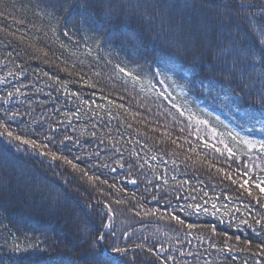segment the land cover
Returning a JSON list of instances; mask_svg holds the SVG:
<instances>
[{"label": "trees", "instance_id": "obj_1", "mask_svg": "<svg viewBox=\"0 0 264 264\" xmlns=\"http://www.w3.org/2000/svg\"><path fill=\"white\" fill-rule=\"evenodd\" d=\"M162 76L264 140V0H0V264H264V195L232 182L264 156L216 152Z\"/></svg>", "mask_w": 264, "mask_h": 264}, {"label": "snow or ice", "instance_id": "obj_2", "mask_svg": "<svg viewBox=\"0 0 264 264\" xmlns=\"http://www.w3.org/2000/svg\"><path fill=\"white\" fill-rule=\"evenodd\" d=\"M117 67L119 68V71L121 73H124L126 76L132 77L133 80L138 79L137 77L133 76V74L131 72H128L125 68H122V67H119V66H117ZM0 82H3V81H0ZM163 82L164 81L162 80L161 83H163ZM17 91H19V90H17ZM11 95H12V93L10 92L9 96H11ZM160 95L164 96V93H161ZM164 98L168 99L169 97L168 96H164ZM85 103H87V102L85 101ZM120 107H123V105H121ZM172 107L177 108V110L180 111L181 115L185 114V110L180 108V106H178L177 104L173 103ZM261 117H264V112H261ZM187 119L189 121L195 120V123L197 125H204V126L208 125V121L207 120L198 119V118H196L194 116V114H192L190 112H189V114L187 116ZM255 122L257 124H260L261 125V131H264V119L256 120ZM0 127H4L5 128V131L7 132L8 136H12L13 135V133L11 131H8L6 125H4L2 122H0ZM211 132L213 134V138H215L216 135H217L216 134V129L212 128ZM231 138L236 144L242 145L243 149L238 151V150L234 149L233 147H230L227 143H225L223 139H221L219 141V143H221L223 145L222 149L219 148V147H216L215 144L212 145V148L216 152L220 153L221 155H224L225 153H227V156H228L229 159H236L238 156H248L249 159L251 160V159H253V156L251 154L254 153V152H259L262 156H264V140L250 139L248 137L240 136L238 133L235 136H232ZM15 139L20 140L21 137L16 136ZM22 142L24 144L36 145V142L32 141V140L24 139V140H22ZM204 146L208 147V144H207L206 141L204 142ZM42 147L46 148L47 145L46 144L42 145ZM52 158L53 159H57V156H56L55 153H52ZM256 158H259V157H256ZM153 159H155V156H153ZM65 162L68 163V164H71L73 168L78 167L76 164H73L71 160H67L66 158H65ZM105 167H106V165H105ZM245 168L247 169V166H245ZM113 171H114V169H113ZM220 171H223V170H220ZM261 171H264V169H261ZM224 175L227 178H229V179L232 178L231 175L229 173H227V172H225ZM242 176L244 177L243 179H241L239 181L236 180V179H233L232 182L234 184L238 183L239 184V188L244 189L248 193V195H250V196L253 195V191H252L253 187L255 189H257L260 194L264 195V176L258 177L255 181H252V177L249 174L248 170H245L242 173ZM131 182L135 183V180H133ZM101 183H107V181H101ZM253 198L256 199L257 202L259 203L260 197L254 196ZM212 206H213V208L216 207L215 204H213ZM261 206L264 207V205H261ZM194 207H195L196 211H200V205H195ZM205 211H207V209H205ZM172 219L176 220L177 223H179L181 225H183L185 223L184 220H182L179 216L173 215ZM259 222L260 221H257V223H259ZM242 223L247 224L248 221L244 220V221H242ZM187 227L189 229H192V228L195 227V225L188 224ZM212 231L213 232L216 231L215 226L212 227ZM103 239H104V236H102V235L99 236V240L102 241ZM237 239L239 240L240 238L237 237ZM245 243H250V242L249 241H245ZM137 247L138 248H143V245H137ZM257 247H259V245ZM106 251H108V250L104 249L101 252L96 254V256H95L96 264H106V262H107V257L105 256V252ZM111 251L113 253L117 254V255L123 256L127 252V249L121 248V247H113L111 249ZM149 251H151V249H149ZM118 264H125V262L123 260H121V261L118 262ZM164 264H167L166 260L164 261Z\"/></svg>", "mask_w": 264, "mask_h": 264}, {"label": "rangeland", "instance_id": "obj_3", "mask_svg": "<svg viewBox=\"0 0 264 264\" xmlns=\"http://www.w3.org/2000/svg\"><path fill=\"white\" fill-rule=\"evenodd\" d=\"M125 78L135 84L136 86H138L139 88L143 89L144 91H150L149 88L147 87L146 83L138 78L136 80H133L132 77L126 76L124 75ZM164 81L163 83H161V81ZM152 89L157 91L158 93H164V96H168L169 100L172 101L173 103L177 104L178 106H180V108L185 110V114L186 116H188L189 112L194 114V116L198 119L201 120H207L208 121V125L204 126V125H197L195 123V120H192L191 122L199 129V131H201L202 133H205L216 145H222L221 143H219V141L221 139L224 140L225 143H227L229 145L230 140L232 139L231 137L233 136V133L225 126L223 125L219 120L217 119H213L211 117H209L207 114L202 113V111L198 110L193 102H191L190 100H186L183 99L181 97H179V95L175 92V90L172 88L171 84L169 83L168 79L164 76H162L160 78L159 82H153L152 83ZM218 95L214 94V98H217ZM225 106L222 105L221 108H224ZM227 107V106H226ZM215 128L216 129V137L213 138V134L211 132V129ZM231 134V135H230Z\"/></svg>", "mask_w": 264, "mask_h": 264}]
</instances>
